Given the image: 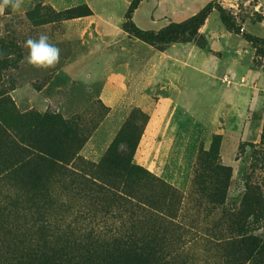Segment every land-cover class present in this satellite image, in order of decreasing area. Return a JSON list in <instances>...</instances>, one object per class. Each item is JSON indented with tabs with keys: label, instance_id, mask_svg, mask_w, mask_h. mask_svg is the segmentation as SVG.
I'll return each instance as SVG.
<instances>
[{
	"label": "rangeland",
	"instance_id": "374dc122",
	"mask_svg": "<svg viewBox=\"0 0 264 264\" xmlns=\"http://www.w3.org/2000/svg\"><path fill=\"white\" fill-rule=\"evenodd\" d=\"M212 1L144 0L133 21L157 32ZM217 1L246 32L264 39V24L253 22L255 13L264 17V0ZM131 2L23 0L18 11L0 15V95L6 100L0 122L19 148L60 154L57 168L47 171L0 133V264H17L38 249L62 252L78 264H255L245 251L252 237L264 240V219L253 217L252 200L248 208L243 201L247 185H260L264 197V50L227 33L217 12L194 41L149 46L125 31ZM39 33L60 49L55 68L37 69L24 59V42ZM129 54L146 68L125 59L136 70H123L121 56ZM73 64L78 79L67 71ZM153 65L162 71L154 84L172 79L188 93L182 98L197 124L212 120L218 101L206 88L220 85L224 75L225 88H252L256 100L232 122L239 144L235 167L221 163L222 140L211 134L187 188L140 162L149 119L137 104L149 92L138 84L111 91L106 83L124 75L150 80ZM248 67L252 74H245ZM47 115L63 122L57 138L39 121ZM7 166L15 168L12 175L2 173Z\"/></svg>",
	"mask_w": 264,
	"mask_h": 264
},
{
	"label": "crops",
	"instance_id": "0c3cea01",
	"mask_svg": "<svg viewBox=\"0 0 264 264\" xmlns=\"http://www.w3.org/2000/svg\"><path fill=\"white\" fill-rule=\"evenodd\" d=\"M196 14L194 13V15ZM209 21L210 19L205 23V27L208 26ZM159 53L162 57L163 53ZM129 55L126 57L121 56L120 65H122L123 70L129 66L132 67V64L140 70L146 68L145 65L141 66L144 62L140 58ZM166 58L172 59L170 56ZM125 59L132 60V64L124 62ZM86 60L85 58L81 61ZM171 62L177 63L174 58ZM132 69L136 70L133 67ZM157 70L160 71L159 73L162 72L160 68L153 65L151 69L152 77L147 81L142 82L139 78H136V81L133 82V79L130 80L127 77L125 79L124 75V78L119 82L106 83V87L109 86L111 91L119 88L132 90L135 89L134 85L138 84L136 89L149 92L140 97L137 104L149 119L142 138L140 162L145 163L149 169L161 175L177 188H187L198 155L203 148L204 140L207 135L211 134L220 137L222 140L219 152L221 163L225 167H235L239 144L236 142L238 136L232 130V122L233 119L241 116L243 105L250 106L253 100H256V93L252 94V88H243L240 84L234 89H232L233 85L226 84L225 88L222 84L225 83L223 79L226 75H224L220 85L211 84L206 88L210 92V97L218 101L217 108L213 110L212 120L210 118L205 122L206 125L197 124L194 115L191 114V111L189 112L188 105L190 106V103L188 102V105L184 103L188 99L184 100L182 98L183 95H188V93L179 90L178 86L172 82L171 77L174 74H170L171 80L166 81L165 84H154L152 79L157 76ZM67 71L75 79L80 76L75 71L74 64L69 66ZM206 74L209 76L208 73ZM245 74H252L249 67ZM142 83L146 85L143 88ZM194 123H196V126H194ZM204 149L209 151L210 147Z\"/></svg>",
	"mask_w": 264,
	"mask_h": 264
},
{
	"label": "trees",
	"instance_id": "16d2710c",
	"mask_svg": "<svg viewBox=\"0 0 264 264\" xmlns=\"http://www.w3.org/2000/svg\"><path fill=\"white\" fill-rule=\"evenodd\" d=\"M143 2L144 0H132L125 15V31L129 36L149 46L159 48L179 42L194 41L198 34V31L205 25L211 14L213 12H217L220 16L221 23L227 33L241 36V38L253 49L264 50V39L253 36L246 32V30H244L242 25L239 23L236 16H234L231 11L224 8L217 0L210 2L200 12L187 19L186 21L182 23H171L167 27L157 32L143 31L138 28L133 21L134 13L138 10ZM253 22L255 24H264V17L258 13H255ZM4 102H6V100L1 99L0 95V104ZM39 121L42 123L44 121V124H48L50 126L52 134L54 133L53 138H57V134L55 133V131L61 133L64 130L63 122L59 117L47 115L43 118H39ZM0 133L6 136V139L11 143V148L14 151L17 150V147L21 156H27L28 158H31L32 162H36L37 165L42 169L45 168L48 169L47 171H51L52 169L57 168L56 164L59 160L58 157L60 156V154L56 153L55 151L46 150H40L39 152L37 151L36 153H34L29 150L19 148L17 144L13 142L6 134L1 122ZM219 148L220 143L218 145V150ZM119 156L122 157V159L125 161V156L122 152L119 153ZM23 166H25V164ZM7 167L8 168H6L2 173L12 175L11 173L15 170V168L10 166ZM246 191L247 196L245 197L243 203L247 205L246 208H248V202L249 200H252L251 210L254 212L253 217L259 218L263 221L264 197L261 186L247 185ZM249 194L254 195L252 199H249ZM45 251L46 250L44 249L43 251L38 249L36 252H31L25 255L26 258H22L17 264H78L77 262L73 263L70 259H67V254H63L62 252L58 253L54 250L47 252ZM247 252H250V254H248ZM245 253L248 254L250 260H252L253 263L255 262V264H264V240L259 236L252 237L251 245L248 249H246Z\"/></svg>",
	"mask_w": 264,
	"mask_h": 264
},
{
	"label": "clouds",
	"instance_id": "9594fccd",
	"mask_svg": "<svg viewBox=\"0 0 264 264\" xmlns=\"http://www.w3.org/2000/svg\"><path fill=\"white\" fill-rule=\"evenodd\" d=\"M22 4L23 0H0V15H3L7 8L18 11ZM49 41L50 37L46 33H39L37 38L29 37L24 42L23 47L28 50L24 59L28 65L42 70L56 67L60 61V49ZM4 55L0 52V58ZM6 55L9 59L14 58L12 53Z\"/></svg>",
	"mask_w": 264,
	"mask_h": 264
}]
</instances>
